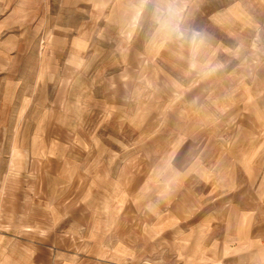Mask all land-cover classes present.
<instances>
[{"label": "crops", "instance_id": "obj_1", "mask_svg": "<svg viewBox=\"0 0 264 264\" xmlns=\"http://www.w3.org/2000/svg\"><path fill=\"white\" fill-rule=\"evenodd\" d=\"M158 2L0 0V264H264V0Z\"/></svg>", "mask_w": 264, "mask_h": 264}, {"label": "clouds", "instance_id": "obj_2", "mask_svg": "<svg viewBox=\"0 0 264 264\" xmlns=\"http://www.w3.org/2000/svg\"><path fill=\"white\" fill-rule=\"evenodd\" d=\"M175 15V10L167 0H159L156 5V20L161 25L162 28H167L169 26L170 19ZM177 37L181 38L182 34L177 32Z\"/></svg>", "mask_w": 264, "mask_h": 264}]
</instances>
